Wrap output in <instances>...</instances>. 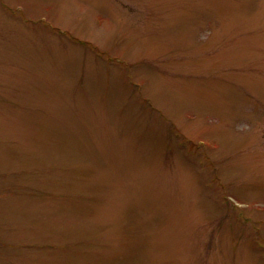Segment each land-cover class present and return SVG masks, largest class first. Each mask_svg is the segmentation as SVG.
Returning a JSON list of instances; mask_svg holds the SVG:
<instances>
[{
    "label": "rangeland",
    "instance_id": "rangeland-1",
    "mask_svg": "<svg viewBox=\"0 0 264 264\" xmlns=\"http://www.w3.org/2000/svg\"><path fill=\"white\" fill-rule=\"evenodd\" d=\"M0 264H264V0H0Z\"/></svg>",
    "mask_w": 264,
    "mask_h": 264
}]
</instances>
